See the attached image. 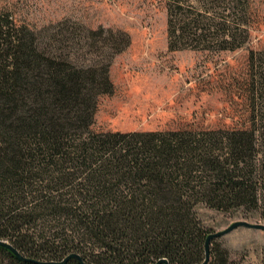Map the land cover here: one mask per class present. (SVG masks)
<instances>
[{
    "label": "trees",
    "instance_id": "16d2710c",
    "mask_svg": "<svg viewBox=\"0 0 264 264\" xmlns=\"http://www.w3.org/2000/svg\"><path fill=\"white\" fill-rule=\"evenodd\" d=\"M252 4L165 0L168 50L244 48ZM68 24L40 40L0 12V240L38 262L74 253L85 264H201L210 232L197 207L264 222V49L249 50L245 77L227 84V124L95 132L130 37ZM0 264L36 263L0 246ZM207 264H228L216 239Z\"/></svg>",
    "mask_w": 264,
    "mask_h": 264
},
{
    "label": "rangeland",
    "instance_id": "374dc122",
    "mask_svg": "<svg viewBox=\"0 0 264 264\" xmlns=\"http://www.w3.org/2000/svg\"><path fill=\"white\" fill-rule=\"evenodd\" d=\"M253 23L244 48L230 52L169 51L165 0H0V12L41 36L68 21L73 31L98 27L123 31L130 45L112 59L110 96L98 99L92 130L151 131L185 125L227 124V84L244 78L249 50L264 49V0H253ZM77 37L73 42H76ZM260 71H264L261 63ZM210 233L237 221L262 224L258 212H222L196 208ZM228 252V264H264V231L237 228L216 239Z\"/></svg>",
    "mask_w": 264,
    "mask_h": 264
},
{
    "label": "water",
    "instance_id": "95a60500",
    "mask_svg": "<svg viewBox=\"0 0 264 264\" xmlns=\"http://www.w3.org/2000/svg\"><path fill=\"white\" fill-rule=\"evenodd\" d=\"M237 228H247V229H252V230L264 231V225H262V224H251V223H248L246 221H237V222L232 223L230 226H228L227 228H225L222 231L208 234V236L206 237L205 242H204V260L201 264H207V262L209 260V247H210L211 241L215 240V239H219V238L229 234L230 232L234 231ZM0 246H3L5 248H7L8 250H10L18 259H20L22 261L33 262L36 264H64L70 258H74L77 261L81 262L82 264H85L82 262L81 257L78 254H74V253L66 256L60 262H38V261H34V260H30V259H26V258L22 257L6 241L0 240ZM156 264H168V261L166 259L162 258V259H159Z\"/></svg>",
    "mask_w": 264,
    "mask_h": 264
}]
</instances>
